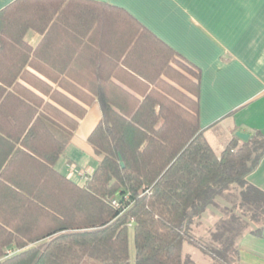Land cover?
Segmentation results:
<instances>
[{
    "label": "trees",
    "instance_id": "16d2710c",
    "mask_svg": "<svg viewBox=\"0 0 264 264\" xmlns=\"http://www.w3.org/2000/svg\"><path fill=\"white\" fill-rule=\"evenodd\" d=\"M107 11L115 12V36L124 38L112 77L136 93L112 84L110 75H93V63L86 61L85 102L95 100L100 110L87 142L99 161L78 185L54 165L86 110L67 109L73 119L39 96L34 107L22 98L6 106L22 96L17 75L24 71L27 79L25 67L34 65L23 41L28 31L45 39L51 22L91 26ZM3 54H15L8 63L16 74L0 76V118L15 125L16 114L29 110L25 135L2 139L10 146L3 171L27 156L30 173L13 179L1 173L0 264H130V233L134 264H194L184 246L209 264H239V238L264 227V193L247 182L264 158V137L234 138L214 154L198 122V68L123 11L87 0H16L6 6L0 11V63ZM208 209L219 216L205 239L195 230Z\"/></svg>",
    "mask_w": 264,
    "mask_h": 264
},
{
    "label": "crops",
    "instance_id": "0c3cea01",
    "mask_svg": "<svg viewBox=\"0 0 264 264\" xmlns=\"http://www.w3.org/2000/svg\"><path fill=\"white\" fill-rule=\"evenodd\" d=\"M14 1L16 0H0V11ZM87 1L123 11L152 36L199 69L198 122L214 154L215 148L221 154L237 138V132L248 134L249 138L254 134L264 137L262 0ZM106 13L102 20L90 23L91 26L83 21L51 22L53 26L49 28L50 35L45 39L39 33L28 31L23 41L30 48L29 59L30 63L34 60V65H31L32 62L25 67L24 76L27 79L21 77L24 71L17 75L16 89L22 96L14 95L6 106L7 109L13 108V105H19L18 101L22 98L23 102L34 107L35 99L39 96L73 119L75 115L66 111L67 109L86 110L78 119L69 145L54 165L57 173L78 185L82 183L70 174L68 166L93 172L99 161L87 142L88 136L100 121V110L95 100H90L88 104L85 102V63L92 61L93 75L100 73L102 76H114L112 63L115 62L116 50L124 39L114 34L115 12ZM85 27L90 29L87 33ZM14 55L11 54L9 58L8 54H3L1 59H4V63H0V76L16 74L8 63ZM68 62H71L72 67H69ZM69 76L76 77V80L69 79ZM140 82L149 86L144 81ZM111 83L124 91L136 93L113 77ZM15 84L5 87L6 90L13 92ZM31 102L35 103L34 106ZM28 111L23 107L16 114L17 120L13 122L15 125L5 117L0 118V189L6 185L1 173L11 179L26 171L30 173L27 169V156H21L12 169L3 171L4 159L10 146L2 139L7 138L5 135H11L13 139L21 134L22 137L25 135V115ZM14 145L21 150L19 144ZM247 182L264 193V158L247 177ZM3 201L0 196V203ZM207 212L211 214L212 210H207L205 214ZM211 215L212 220L217 221L218 218ZM255 231L253 228L248 229L237 242L239 264H264V227L259 232Z\"/></svg>",
    "mask_w": 264,
    "mask_h": 264
},
{
    "label": "rangeland",
    "instance_id": "374dc122",
    "mask_svg": "<svg viewBox=\"0 0 264 264\" xmlns=\"http://www.w3.org/2000/svg\"><path fill=\"white\" fill-rule=\"evenodd\" d=\"M219 154H220V150H216V148H215V155L219 156ZM98 160H99V158H98ZM68 167H69L70 174H72V175H74V174L72 173L71 170L78 171L79 173H83V172H86L88 174L91 173L87 169H86L87 171H84V170H78L74 166H68ZM79 181L81 183H83V181H81V180H79ZM208 210H211V209H208ZM211 214H213V216H215L216 218H218V216H219L214 209H212ZM211 214L207 212L205 215H203L204 218L202 219L200 226L198 228H196V230H195L196 235L202 236L205 239L207 238V234H206L207 231L210 228L213 227V225H214V223L216 221V219L212 220V218H211L212 215ZM183 253L187 254L188 256H190V258L193 260L194 264H206V263L209 264V260L207 258H205L195 248H192L190 246H184ZM129 258H130L129 263L130 264H134V244H133V236H132L131 233L129 234ZM84 264H90V263L86 262Z\"/></svg>",
    "mask_w": 264,
    "mask_h": 264
},
{
    "label": "built area",
    "instance_id": "2783aa9c",
    "mask_svg": "<svg viewBox=\"0 0 264 264\" xmlns=\"http://www.w3.org/2000/svg\"><path fill=\"white\" fill-rule=\"evenodd\" d=\"M72 171V173L79 179V180H81V181H83V182H85L87 179H88V177L91 175V173L90 174H88V173H86V172H83V173H79L78 171H75V170H71ZM114 206H117V204H116V202L114 201L113 203H112Z\"/></svg>",
    "mask_w": 264,
    "mask_h": 264
},
{
    "label": "water",
    "instance_id": "95a60500",
    "mask_svg": "<svg viewBox=\"0 0 264 264\" xmlns=\"http://www.w3.org/2000/svg\"><path fill=\"white\" fill-rule=\"evenodd\" d=\"M235 136H236L237 138H239L240 140L244 141V142H246V141L249 139V135H248V134H244V133H240V132H237V133L235 134ZM121 166H122V165H121Z\"/></svg>",
    "mask_w": 264,
    "mask_h": 264
},
{
    "label": "snow or ice",
    "instance_id": "6c2138e0",
    "mask_svg": "<svg viewBox=\"0 0 264 264\" xmlns=\"http://www.w3.org/2000/svg\"><path fill=\"white\" fill-rule=\"evenodd\" d=\"M262 2H264V0H262Z\"/></svg>",
    "mask_w": 264,
    "mask_h": 264
}]
</instances>
